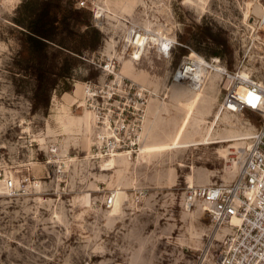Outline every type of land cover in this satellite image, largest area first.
I'll use <instances>...</instances> for the list:
<instances>
[{"label":"rangeland","instance_id":"374dc122","mask_svg":"<svg viewBox=\"0 0 264 264\" xmlns=\"http://www.w3.org/2000/svg\"><path fill=\"white\" fill-rule=\"evenodd\" d=\"M82 1L102 35L100 47L83 53L72 71L73 88L65 93L79 83L82 96L67 101L53 93L44 114L32 112L31 80L13 62L24 54L11 21L21 0H0V264H213L206 256L209 223L198 207L183 208L182 193L189 184L234 177L228 153L249 143L257 116L219 113L220 79L212 76L193 94L172 76L191 52L214 56L191 42L198 25L221 31L232 49L231 62L222 60L230 71L238 67L241 59L215 21L231 0ZM132 32L145 37L139 59L127 46ZM173 36L180 47L163 58L161 39ZM115 57H123L119 75L148 99L143 144L135 153L93 160L95 117L85 85ZM109 86L100 84L102 99Z\"/></svg>","mask_w":264,"mask_h":264},{"label":"built area","instance_id":"2783aa9c","mask_svg":"<svg viewBox=\"0 0 264 264\" xmlns=\"http://www.w3.org/2000/svg\"><path fill=\"white\" fill-rule=\"evenodd\" d=\"M76 5L87 8L82 0ZM256 6L261 8L260 14ZM225 10V16L215 21L227 31L234 53L241 59L238 67L230 71L219 56L191 52L181 58L172 80L198 92L208 76L217 73L223 92L218 112L230 116L250 112L257 116V122L252 125L250 143L228 155V166L237 167L236 176L229 181L187 185L181 205L188 210L198 207L205 215L209 223L206 256L213 264H264V0H231ZM138 33L142 34L131 35ZM178 45L175 36L162 38L159 52L168 59ZM127 46L132 49L129 42ZM122 58L100 63L97 83L85 85L95 117L89 150L93 160L112 157L119 151L135 153L143 144L141 130L148 99L144 89L127 83L117 72ZM103 82H108L111 90L105 99L100 95ZM4 185L12 189L10 179ZM113 203L112 194L104 197L106 208Z\"/></svg>","mask_w":264,"mask_h":264},{"label":"trees","instance_id":"16d2710c","mask_svg":"<svg viewBox=\"0 0 264 264\" xmlns=\"http://www.w3.org/2000/svg\"><path fill=\"white\" fill-rule=\"evenodd\" d=\"M11 21L24 52L15 55L14 66L31 80L32 112L45 114L53 93L72 90V71L82 63L83 53L97 51L102 35L91 11L75 0H21ZM192 29L190 40L196 47L204 44L212 55L231 62L232 49L221 31L204 25Z\"/></svg>","mask_w":264,"mask_h":264},{"label":"bare ground","instance_id":"6f19581e","mask_svg":"<svg viewBox=\"0 0 264 264\" xmlns=\"http://www.w3.org/2000/svg\"><path fill=\"white\" fill-rule=\"evenodd\" d=\"M255 11H256V13H261V8L259 7V6H256L255 7ZM129 43H130V45L132 46V48H134L135 50H134V57L133 58H135V59H137V58H139V53H140V51L144 48V43H145V37H143V36H141L139 33H138V35L135 37V35L133 36V38L132 39H130V41H128ZM167 47V46H166ZM214 77L215 79H219V75L217 74V73H215V74H212V75H209L208 76V78H207V81H206V83H205V85H204V87L203 88H205V86H206V84L208 83V81H209V79L211 78V77ZM191 93H193V94H196V92H191ZM217 93H218V91H217ZM74 94H75V97L76 96H82V86H81V84H76L75 85V91H74ZM217 95V94H216ZM65 97H66V99H67V101H70V98H72V96L71 95H69V94H65ZM89 116H90V113L89 112H85V114L81 117V119H84L85 120V124H87V119L89 118ZM79 122V121H78ZM249 143H250V141H249ZM248 143V144H249ZM236 149V148H235ZM232 152H230V153H228V155L229 154H231ZM227 167H229V169H228V171L231 173V169H235V170H237L236 168V166L235 165H232V166H227ZM236 173H237V171H235ZM236 173H235V175L234 176H236Z\"/></svg>","mask_w":264,"mask_h":264},{"label":"crops","instance_id":"0c3cea01","mask_svg":"<svg viewBox=\"0 0 264 264\" xmlns=\"http://www.w3.org/2000/svg\"><path fill=\"white\" fill-rule=\"evenodd\" d=\"M74 91H75V86H74V90H73V93H72L73 96H75ZM83 92H84V91L82 90V93H83ZM65 94H69V93H65ZM69 95H71V94H69ZM72 95H71V96H72ZM76 97H80V95H79V96H76ZM84 114H85V113H84Z\"/></svg>","mask_w":264,"mask_h":264}]
</instances>
